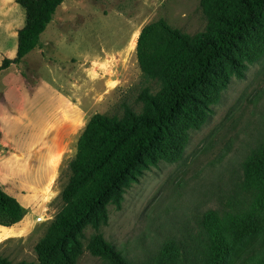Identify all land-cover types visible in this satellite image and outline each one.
<instances>
[{
  "label": "rangeland",
  "instance_id": "rangeland-1",
  "mask_svg": "<svg viewBox=\"0 0 264 264\" xmlns=\"http://www.w3.org/2000/svg\"><path fill=\"white\" fill-rule=\"evenodd\" d=\"M0 5L16 8V28H21L22 8L14 0H0ZM159 18L189 35L206 24L199 0H64L41 35V58L49 70L32 57L17 65L29 83L49 77L74 117L73 135L47 199L20 202L21 220L0 227V239L6 237L0 241V257L36 263L34 247L62 207L66 166L86 122L96 113L120 114L122 102L134 106L140 87L150 85L140 75L135 45L141 28ZM84 53L90 58L81 62ZM92 55L103 63L91 62ZM30 92L40 111L52 114L44 93ZM212 110L199 129L189 132L178 162L144 169L124 192L120 209L108 206L107 225L99 231L130 262L153 264L166 248L190 245L203 214L230 209L244 178L245 156L264 138V56L248 65L242 78L232 77ZM91 233L86 228L85 236ZM263 251V237L253 234L234 246L226 264H255ZM77 264L108 263L84 251Z\"/></svg>",
  "mask_w": 264,
  "mask_h": 264
},
{
  "label": "trees",
  "instance_id": "trees-1",
  "mask_svg": "<svg viewBox=\"0 0 264 264\" xmlns=\"http://www.w3.org/2000/svg\"><path fill=\"white\" fill-rule=\"evenodd\" d=\"M64 0H14L24 12L16 55L4 58L0 72L18 65L39 44V36ZM202 31L189 35L164 19L140 30L135 56L146 84L135 105L121 103L120 114L96 113L80 133L59 192L62 207L49 222L34 251L36 263L77 264L84 251L108 264H136L104 239L108 206L119 210L124 192L144 169L176 163L189 132L211 116L232 77L264 56V0H199ZM244 178L230 209L209 211L198 221L191 244L166 248L153 264H226L234 246L260 234L264 239V138L245 156ZM23 208L0 188V227L18 223ZM92 233L86 237L85 230ZM179 258V260L177 259ZM255 264H264V251Z\"/></svg>",
  "mask_w": 264,
  "mask_h": 264
},
{
  "label": "crops",
  "instance_id": "crops-1",
  "mask_svg": "<svg viewBox=\"0 0 264 264\" xmlns=\"http://www.w3.org/2000/svg\"><path fill=\"white\" fill-rule=\"evenodd\" d=\"M15 13V7L8 10L0 5V65L4 58L13 59L16 55L20 28H16ZM42 33L38 46L21 62L32 57L49 70L41 58ZM80 58L82 62L89 60L90 56L84 53ZM91 58V62L103 63L98 55ZM16 67L12 64L0 72V79L5 78L0 82V102L7 106L0 107V188L19 204L34 201L41 204L50 195L59 165L68 150L74 117L64 108L66 102L56 95V87L49 77L40 76L29 83ZM32 90L36 92L35 96L44 93L52 114L40 111L34 101L36 98L31 97ZM66 107L70 109L71 104ZM3 239L6 237L0 241Z\"/></svg>",
  "mask_w": 264,
  "mask_h": 264
}]
</instances>
